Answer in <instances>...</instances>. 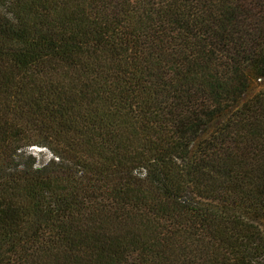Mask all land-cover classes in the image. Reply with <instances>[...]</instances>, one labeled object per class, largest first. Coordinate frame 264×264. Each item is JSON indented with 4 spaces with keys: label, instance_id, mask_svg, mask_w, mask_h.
I'll list each match as a JSON object with an SVG mask.
<instances>
[{
    "label": "trees",
    "instance_id": "16d2710c",
    "mask_svg": "<svg viewBox=\"0 0 264 264\" xmlns=\"http://www.w3.org/2000/svg\"><path fill=\"white\" fill-rule=\"evenodd\" d=\"M0 264H264V0H0Z\"/></svg>",
    "mask_w": 264,
    "mask_h": 264
},
{
    "label": "rangeland",
    "instance_id": "374dc122",
    "mask_svg": "<svg viewBox=\"0 0 264 264\" xmlns=\"http://www.w3.org/2000/svg\"><path fill=\"white\" fill-rule=\"evenodd\" d=\"M28 155H31L32 157H34L36 160V163L40 164V163H43L48 158H50L52 153L46 147L33 145L29 147L28 149H25V151L20 152L17 158L21 160V162H23L29 159Z\"/></svg>",
    "mask_w": 264,
    "mask_h": 264
}]
</instances>
